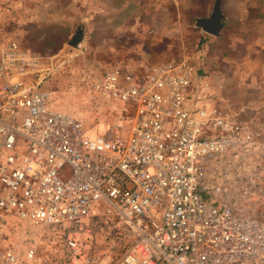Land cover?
Returning <instances> with one entry per match:
<instances>
[{
  "label": "built area",
  "instance_id": "obj_1",
  "mask_svg": "<svg viewBox=\"0 0 264 264\" xmlns=\"http://www.w3.org/2000/svg\"><path fill=\"white\" fill-rule=\"evenodd\" d=\"M36 66L15 41L0 49V264L35 259L37 248L21 259L5 242L22 222L61 241L56 264H102L87 222L101 202L121 252L104 264H264V219L212 199L207 163L227 145L225 122L193 102L189 63L93 75L91 89L122 105L128 123L102 134L48 105L24 79Z\"/></svg>",
  "mask_w": 264,
  "mask_h": 264
},
{
  "label": "rangeland",
  "instance_id": "obj_2",
  "mask_svg": "<svg viewBox=\"0 0 264 264\" xmlns=\"http://www.w3.org/2000/svg\"><path fill=\"white\" fill-rule=\"evenodd\" d=\"M214 0H0V49L15 41L37 59L25 80L49 93L48 105L79 119L90 133L127 130L117 101L94 92L93 75L113 65L189 63L197 74L193 102L216 109L226 147L207 163L213 200L264 219V0H221L218 37L194 26ZM78 27L84 39L69 44ZM121 124V126H117ZM99 203L87 220L98 262L115 260L114 224ZM5 232L18 256L37 248L26 264H56L57 238L22 222ZM41 233V234H40Z\"/></svg>",
  "mask_w": 264,
  "mask_h": 264
},
{
  "label": "water",
  "instance_id": "obj_3",
  "mask_svg": "<svg viewBox=\"0 0 264 264\" xmlns=\"http://www.w3.org/2000/svg\"><path fill=\"white\" fill-rule=\"evenodd\" d=\"M224 18L221 9V0H214L211 12L206 17H198L195 19L194 26L199 28L202 32L218 37L221 34L223 27L222 20ZM84 39V31L82 27H78L74 36H72L69 44L77 47L78 44Z\"/></svg>",
  "mask_w": 264,
  "mask_h": 264
},
{
  "label": "crops",
  "instance_id": "obj_4",
  "mask_svg": "<svg viewBox=\"0 0 264 264\" xmlns=\"http://www.w3.org/2000/svg\"><path fill=\"white\" fill-rule=\"evenodd\" d=\"M224 0H222V3H223Z\"/></svg>",
  "mask_w": 264,
  "mask_h": 264
}]
</instances>
